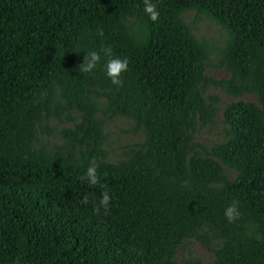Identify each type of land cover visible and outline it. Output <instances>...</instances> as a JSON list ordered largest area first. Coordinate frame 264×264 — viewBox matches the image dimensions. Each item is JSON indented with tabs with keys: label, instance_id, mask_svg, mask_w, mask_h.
<instances>
[{
	"label": "trees",
	"instance_id": "obj_1",
	"mask_svg": "<svg viewBox=\"0 0 264 264\" xmlns=\"http://www.w3.org/2000/svg\"><path fill=\"white\" fill-rule=\"evenodd\" d=\"M152 2L155 23L143 0H0V264H177L187 239L212 264H264V0ZM187 10L230 32L229 79L205 76L208 50L180 19ZM109 46L129 62L122 87L105 72ZM92 51L100 62L79 71ZM207 85L253 91L259 105H228L231 139L206 153L194 135L216 115ZM60 115L74 121L60 150L37 147L39 128ZM116 117L145 136L119 164L102 149ZM93 159L97 186L81 180ZM105 190L111 204L97 215ZM233 201L241 215L229 223Z\"/></svg>",
	"mask_w": 264,
	"mask_h": 264
},
{
	"label": "rangeland",
	"instance_id": "obj_2",
	"mask_svg": "<svg viewBox=\"0 0 264 264\" xmlns=\"http://www.w3.org/2000/svg\"><path fill=\"white\" fill-rule=\"evenodd\" d=\"M180 19L190 29L193 36L199 43L205 44L208 50V57L204 62V74L206 77L221 81L231 77V71L222 64L224 50L231 38L228 30L223 28L213 18L196 10H187L180 15ZM127 26L134 37H140L144 31V25L137 17L126 20ZM202 93L208 102H211L216 109L213 124L199 129L195 135V142L203 146L207 152L213 147L224 144L231 139L229 126L224 122L226 107L238 101H245L259 105V97L253 91H245L239 96L231 94L226 88L215 85H207ZM75 122H79V115L74 114ZM47 129L39 128L37 147H43L48 151L60 150L64 143L63 131L74 127V121L66 118L65 115L53 116L44 122ZM104 141L102 149L107 153L105 161L119 164L127 160L132 149L139 148L145 141L142 132H135L131 120L125 117H116L104 126ZM229 177H234L236 171L223 165ZM173 260L177 264L186 261H199L202 264H212L215 254L208 250L196 239H187L179 247Z\"/></svg>",
	"mask_w": 264,
	"mask_h": 264
},
{
	"label": "clouds",
	"instance_id": "obj_3",
	"mask_svg": "<svg viewBox=\"0 0 264 264\" xmlns=\"http://www.w3.org/2000/svg\"><path fill=\"white\" fill-rule=\"evenodd\" d=\"M144 4V12L149 17L152 22H157L159 20L160 13L157 10L156 4L152 2V0H143ZM99 35L103 36V32L100 31ZM101 51L104 53L106 57H108L107 63L105 65V72L107 77L111 80V83L115 86L122 87L123 79L122 76L125 72L128 71L129 62L128 60L121 59L119 57H114L112 53V48L105 47L102 48ZM101 56L98 52L92 51L87 53L84 63L80 65L79 71L84 73L92 72L97 64L100 62ZM98 167L99 165L96 163L95 159L90 162L89 167L85 175L81 176L82 181H86L89 186H97L100 185V179L98 176ZM101 187H104L101 185ZM112 197L110 196L107 190L101 193V198L99 201V205L94 208L95 214L99 215L101 208L104 209L105 212L108 211L109 206L111 204ZM88 198L85 197L82 203H87ZM238 201H233L231 204L225 209V218L229 223H234L236 220L240 218V212L238 209Z\"/></svg>",
	"mask_w": 264,
	"mask_h": 264
}]
</instances>
